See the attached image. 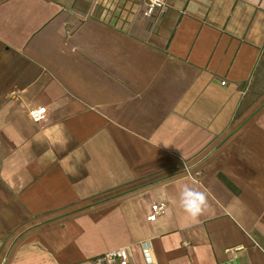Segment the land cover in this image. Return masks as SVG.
Returning a JSON list of instances; mask_svg holds the SVG:
<instances>
[{
    "label": "crops",
    "instance_id": "1",
    "mask_svg": "<svg viewBox=\"0 0 264 264\" xmlns=\"http://www.w3.org/2000/svg\"><path fill=\"white\" fill-rule=\"evenodd\" d=\"M166 2L0 0V264H264V0Z\"/></svg>",
    "mask_w": 264,
    "mask_h": 264
},
{
    "label": "built area",
    "instance_id": "2",
    "mask_svg": "<svg viewBox=\"0 0 264 264\" xmlns=\"http://www.w3.org/2000/svg\"><path fill=\"white\" fill-rule=\"evenodd\" d=\"M140 6V10L143 15L148 17H158L167 7L166 0H136ZM225 80H222L224 83ZM43 110V111H42ZM45 111V106H31L28 109V113L30 117L38 121L41 119L43 113ZM163 210V202H152L150 205L149 213L147 214V218L150 220H154L157 215ZM142 253L147 261H150L151 258V244L149 240L141 241ZM114 259H118L120 264H127L128 261V252L124 247H117L113 249H109L99 255H96L94 260L99 264H108Z\"/></svg>",
    "mask_w": 264,
    "mask_h": 264
},
{
    "label": "rangeland",
    "instance_id": "3",
    "mask_svg": "<svg viewBox=\"0 0 264 264\" xmlns=\"http://www.w3.org/2000/svg\"><path fill=\"white\" fill-rule=\"evenodd\" d=\"M252 115V112L250 113ZM242 117L244 119L240 123V126L244 125L247 121V114L245 113ZM237 125L234 123L233 125H230L228 129L223 133V135H220L218 138L214 139L212 143L206 147L202 153L198 155L197 158H201L199 160L200 166H203V164H213V165H227L230 166L231 164V149L232 144L234 143V140L236 138V130ZM235 132V136L232 137V133ZM2 253V252H1Z\"/></svg>",
    "mask_w": 264,
    "mask_h": 264
},
{
    "label": "clouds",
    "instance_id": "4",
    "mask_svg": "<svg viewBox=\"0 0 264 264\" xmlns=\"http://www.w3.org/2000/svg\"><path fill=\"white\" fill-rule=\"evenodd\" d=\"M14 187V185H12ZM180 204L186 214L194 221L197 220L208 208L207 195L187 185L180 193Z\"/></svg>",
    "mask_w": 264,
    "mask_h": 264
},
{
    "label": "trees",
    "instance_id": "5",
    "mask_svg": "<svg viewBox=\"0 0 264 264\" xmlns=\"http://www.w3.org/2000/svg\"><path fill=\"white\" fill-rule=\"evenodd\" d=\"M223 178H224V180H225L226 182H228V184H231L228 178H226V177H223Z\"/></svg>",
    "mask_w": 264,
    "mask_h": 264
},
{
    "label": "snow or ice",
    "instance_id": "6",
    "mask_svg": "<svg viewBox=\"0 0 264 264\" xmlns=\"http://www.w3.org/2000/svg\"><path fill=\"white\" fill-rule=\"evenodd\" d=\"M43 111V110H42Z\"/></svg>",
    "mask_w": 264,
    "mask_h": 264
}]
</instances>
